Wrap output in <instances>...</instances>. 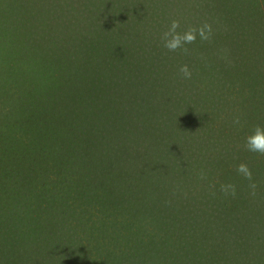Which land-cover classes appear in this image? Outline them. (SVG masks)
<instances>
[{
  "label": "trees",
  "instance_id": "16d2710c",
  "mask_svg": "<svg viewBox=\"0 0 264 264\" xmlns=\"http://www.w3.org/2000/svg\"><path fill=\"white\" fill-rule=\"evenodd\" d=\"M112 1L113 18L97 15L93 37L80 42L73 32L61 34L68 55L35 52L11 65V53L0 47V61L11 65L0 77V264H264V155L245 148L264 127V0L246 2L251 22L231 15L232 30L222 22L228 14L206 0ZM47 4L41 14L26 13L45 33L56 20L42 24V16L64 13L60 7L51 15ZM82 11L63 15L89 27L96 17ZM15 16L3 12L6 27ZM173 20L181 33L199 28V20L209 23L213 35H197L188 54L170 52L161 36ZM111 27L116 32L107 39ZM26 62L36 69H25ZM60 63L74 78L71 110L44 96V69L55 73ZM182 65L191 79L181 78ZM15 66L26 75L10 70ZM104 89L120 95L113 99ZM130 105L141 129L128 134L123 156L114 155L101 123ZM90 106L100 121L85 114ZM230 116L241 118L236 130ZM83 118L103 141L85 153L83 135L73 148L76 161L58 128ZM241 163L251 182L237 172ZM228 185L235 196L221 190Z\"/></svg>",
  "mask_w": 264,
  "mask_h": 264
},
{
  "label": "rangeland",
  "instance_id": "374dc122",
  "mask_svg": "<svg viewBox=\"0 0 264 264\" xmlns=\"http://www.w3.org/2000/svg\"><path fill=\"white\" fill-rule=\"evenodd\" d=\"M46 1L48 3L47 5L49 9L53 13L51 15L58 13L60 7L63 8V12H64L63 14L66 15L71 14V12H73L75 9L79 7H83L84 11H82V13L84 12H86V14L92 13L96 18H93L92 20L94 21H91L90 26L86 27L82 23L84 21L81 20L80 17H75V15L73 16V18H69V19H66L63 14L62 17L59 19L56 18L55 16L44 15L42 16V20H41L42 24L49 22L51 20H56V23L54 25L52 23L49 26L50 31H47V33H45L40 29L41 26L39 24V21L38 23L32 22L31 21L32 16L29 17V14H26L27 12L30 13L31 11L36 12V14H41L43 8L42 4L45 3V0H37V5L35 4L34 0H0V47L2 48V46H4L6 53H11L10 55L13 57L12 59L14 60L12 61L11 65L20 64V62H24L25 60L34 58L36 56L35 52H38L39 55H47L49 57L51 56L52 58L53 56H55V54L57 56H62L64 54L68 55L70 51L68 50V45L65 40L66 37L64 36V38L62 39L63 36L61 34L70 35L72 34L71 32H73L75 33L74 35H76L74 38L82 42L86 39L87 34L93 37L97 24H100L101 22V18H97V15L104 17L106 16L105 22H107L108 20L113 18V13H115V6L112 0H109L107 3L106 0H46ZM247 1L248 0H244V4L241 6L239 3L236 2V0H206L205 5H208L210 7H213L214 5L220 6V8L222 9L221 15L228 14L227 18H222L225 19L222 22L227 25L228 29L232 30V27H234V24H232L234 18H231V15H236V18L248 22H251V20L253 19V17H250V15H248L246 12L245 5ZM63 2H65V4ZM10 9L13 10V13L16 15L15 16L16 20L13 26L6 27L5 25L7 24L5 22V19H3V12L9 11ZM200 25H201V21L199 20L197 26L200 27ZM108 32H110L111 34L107 36V39L108 38L110 39L113 33L116 32V30L115 28L112 30L111 27V30H108ZM234 46H237L236 41H234ZM235 54L236 52L234 50H231V55H235ZM248 57L249 55L247 54L243 63H240L241 68L246 66L248 62ZM40 59L42 60L41 57ZM32 62H26L27 67L25 69L32 68L35 70L36 64ZM43 63L47 66L53 67L52 64H49L48 62H43ZM58 66L59 67L56 68L55 73L51 72V68L49 70L42 68L47 72V76L45 77L43 84L49 83V87L47 89L43 86L44 96L56 99L58 101V103L55 105L56 108L60 109L63 106H67L71 110V101L74 96L73 82H71L73 77L69 74L68 67L63 66V63H60V65ZM10 67L5 66V64H3L0 61V77L4 76ZM10 70L26 75L20 69V67L15 66L13 69ZM10 78L15 79L16 77L11 76ZM6 87H8V85ZM105 91H109L110 93L109 95L110 96L112 95L111 98L113 99L116 98V100L117 97L120 95V91L109 90V89L106 90L104 89L103 91H101V93H104ZM11 96L13 97V93L11 94ZM90 108L91 106L86 107L85 114L87 116L89 115L90 118H95L96 120L100 121L101 117H99V115L88 113V111H90ZM133 108L135 107L132 105L128 106V108L126 107L125 109L124 107H122V109L119 107V109L121 110L116 113L115 121L109 122L108 124L101 123L104 124L102 125V128H103V135L105 140H107V143L110 146L112 145L114 146L112 150L113 152H111L114 155L121 154L123 156L124 154L123 148L125 150L129 148L128 140L130 139H128L129 137L128 134L131 135V133H136L138 132V129H141L140 125L137 124V120H136L137 115H139V113L138 114L137 112L135 113ZM114 110H117V108L112 109L110 107L109 110L107 111L114 112ZM98 112H100V109L97 110L96 113ZM134 115L136 117L135 119L132 118ZM229 118H234V116H230ZM86 120L83 118V120H79L75 125H70L69 121L67 120L59 123L58 129L62 130L59 131L60 136L63 138L64 135H67V140L63 142L64 143L63 146L70 147L71 159L76 161L78 160V158L73 153V148L78 141L82 140L81 137H83V135L85 136L87 135V136L85 137V141L82 142L84 143V145L80 143V145H82L80 147L81 149H83L84 147L85 153L87 150H90L92 153L97 151L99 149L98 146L103 141L98 134H94L95 136L91 135L92 132L95 133L97 130L91 129V127H89ZM252 120L257 121L259 123L260 121L262 122V114L258 111H253ZM231 121H233V119H231ZM81 123H82L81 126L73 127ZM53 128H57L56 125L53 126ZM232 129L236 130L234 125H232ZM217 137L222 140L223 135L220 134ZM132 148H135V146ZM111 161L114 160L109 159V163ZM132 162H134V160ZM40 264H43L41 259H40Z\"/></svg>",
  "mask_w": 264,
  "mask_h": 264
},
{
  "label": "clouds",
  "instance_id": "9594fccd",
  "mask_svg": "<svg viewBox=\"0 0 264 264\" xmlns=\"http://www.w3.org/2000/svg\"><path fill=\"white\" fill-rule=\"evenodd\" d=\"M179 28V21L173 20L168 30L161 36L164 48L170 52L182 51L184 54H188L189 49L186 45L195 43L197 35L202 41L210 40L213 35V28L209 23H204L199 28H189L183 33L178 31ZM225 31H227L226 28ZM179 73L183 79L192 78V72L188 65H182L179 69ZM232 123L234 126L241 125V118L239 116H235ZM245 148L249 152L264 155V127L258 125L254 129L253 133L246 138ZM236 170L250 182L253 180L251 169L247 166V164H239ZM249 187L252 189L251 194L254 196L256 194L255 189L257 185L255 183H250ZM228 189H231V194L233 196L236 195L234 185L222 186L221 188L225 194H228Z\"/></svg>",
  "mask_w": 264,
  "mask_h": 264
}]
</instances>
